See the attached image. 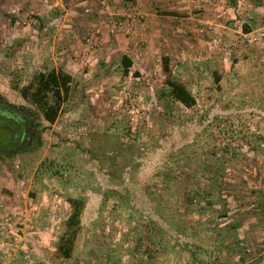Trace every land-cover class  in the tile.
I'll use <instances>...</instances> for the list:
<instances>
[{"label": "rangeland", "instance_id": "374dc122", "mask_svg": "<svg viewBox=\"0 0 264 264\" xmlns=\"http://www.w3.org/2000/svg\"><path fill=\"white\" fill-rule=\"evenodd\" d=\"M133 8L143 10L144 26L118 34L133 45L89 73L76 72L74 99L39 148L0 164V209H21L19 228L26 235L34 226L54 225L59 238L70 210L67 199H84L75 248L95 253L101 246L98 254L115 257V264H246L259 254L251 264H264V56L242 39L241 20L233 28L239 33L228 37L231 45L213 20L203 24L208 30L199 38L148 33L142 6L132 3L122 12ZM79 13L94 23L91 11ZM27 14L24 22L14 16L22 27L28 26ZM208 14L203 10L195 17L206 22L213 17ZM209 31L218 37L205 36ZM107 36L106 28V35L97 37L100 49L104 37L106 45L112 42ZM184 42L188 47L181 49ZM177 43L172 76L198 103L192 109L177 105L166 114L159 97L162 58L177 50ZM21 48L19 38H5L0 30L4 92L27 108L11 87L40 70L35 64L40 52L30 59ZM123 55L133 61L127 77L116 62ZM209 243L212 249L206 248ZM45 253L52 259L51 251Z\"/></svg>", "mask_w": 264, "mask_h": 264}, {"label": "crops", "instance_id": "0c3cea01", "mask_svg": "<svg viewBox=\"0 0 264 264\" xmlns=\"http://www.w3.org/2000/svg\"><path fill=\"white\" fill-rule=\"evenodd\" d=\"M219 1L222 4H219ZM132 3L139 4L146 10V32L155 30L156 35L169 38H199L202 36V32L208 30L203 24L207 25L213 20L216 24L218 23L220 31L225 35V43L228 42L232 45L228 37L233 39V33H239V31L234 32L233 30L238 20L243 23L242 32L256 31L261 28L264 21V0H217L218 5L212 0H110V8L114 9L116 13H120ZM86 8L90 9V21L94 23L87 22L88 19L85 20V15L79 13L81 10L84 13ZM47 10H51L50 15L46 13ZM203 10L208 11V16H213L212 18L208 17L210 19L206 22L195 17L196 13ZM100 11L98 0H0V17L4 16L8 19V22L0 20V30L5 38H19V43L22 45L21 50L28 58L31 59L33 54L38 56L40 52L39 58L35 61V64L40 65V71L46 70L43 69V65H48V69H63L74 77V74L79 70L89 69V73L93 68H96L97 64L101 66L100 64H104L108 59L111 61L117 58L124 47L128 44L133 45L131 41L125 45L127 42L123 35L111 36L112 42L110 45H106L104 37L99 43L101 49L98 46L94 52H87L83 36L88 32L89 23L93 24V27L89 28L90 32L94 28L93 31L99 29L101 35H106V26L103 23L105 16ZM25 12L29 13V15L27 14L28 26L22 27L14 16L21 15L20 20L24 22ZM169 12L176 13L178 16L166 15ZM240 15L241 17H239ZM47 19L51 20L48 23L49 26L46 23ZM169 20L179 26L166 25L165 22L167 23ZM159 27L161 28L159 29ZM210 33L213 34L209 31L204 35L210 37L212 36ZM212 37H218V35L213 34ZM41 38L43 42H41ZM127 39H133V36H129ZM50 42H52V46L48 44ZM178 44L175 45L177 50L170 49V53L167 52L166 58L170 63L174 61V58H179L176 52H180V48L188 47L186 42L180 48ZM249 46L251 50H259L260 54L264 56V44ZM137 53H140V50ZM6 211L8 210L0 209V219ZM70 212L71 209L68 210V216ZM54 229V225L52 228L34 226L29 230L30 234L26 235V229L17 231L13 225L7 226L0 223V264H104L103 260H105V264L117 262L115 257H111L109 254L103 259L104 256L98 254L99 249H102L101 246L93 249L95 253L78 252L75 248L72 258L67 260L60 258L54 245L58 240ZM49 232H52V235H48ZM45 235L52 237V240H45ZM205 246L209 249L211 243ZM250 249L255 250L253 246ZM250 249L246 250L247 253L250 252ZM46 250L52 252V259L45 253ZM200 257L198 255L197 262L201 263L203 261L199 260L203 259ZM260 257L261 254L248 258L246 264H251Z\"/></svg>", "mask_w": 264, "mask_h": 264}, {"label": "trees", "instance_id": "16d2710c", "mask_svg": "<svg viewBox=\"0 0 264 264\" xmlns=\"http://www.w3.org/2000/svg\"><path fill=\"white\" fill-rule=\"evenodd\" d=\"M166 15L178 16L172 12L166 13ZM102 66L104 67L105 65ZM117 66L121 69L122 76L127 77L133 66V61L129 56L123 55L117 62ZM170 68L169 59L166 57L162 58L165 80L164 89L160 92L159 97L163 101V108L166 114H170L177 105H181L186 109L196 107L198 103L196 97L185 84L172 76ZM135 76H139V74L135 73ZM215 79L217 83L220 81L217 73H215ZM77 85V80L71 74L63 69L52 68L33 72L22 86L15 82L11 89L27 104V108L38 116L40 129L37 135L42 139L43 134L58 121L67 106L72 103L73 95L77 92ZM33 152L32 149L25 151L26 154ZM67 202L71 212L64 223V231L56 243L57 255L65 260L72 258L75 252L82 228L81 219L85 207L84 199L69 198Z\"/></svg>", "mask_w": 264, "mask_h": 264}, {"label": "flooded vegetation", "instance_id": "af4514ba", "mask_svg": "<svg viewBox=\"0 0 264 264\" xmlns=\"http://www.w3.org/2000/svg\"><path fill=\"white\" fill-rule=\"evenodd\" d=\"M38 116L4 92L0 79V164L23 157L26 150H37L40 139Z\"/></svg>", "mask_w": 264, "mask_h": 264}, {"label": "built area", "instance_id": "2783aa9c", "mask_svg": "<svg viewBox=\"0 0 264 264\" xmlns=\"http://www.w3.org/2000/svg\"><path fill=\"white\" fill-rule=\"evenodd\" d=\"M100 7L105 11V23L108 36H117L121 31L132 32L144 26L145 14L142 9L133 8L125 12L116 13L109 7V0H100ZM85 14H90V9L84 10ZM101 35L99 29H95L84 38L87 52H94L98 47L97 37ZM242 39L247 43L264 44V21L260 29L252 32H244ZM24 212L21 209H10L6 211L1 219V224L11 226L18 231L20 226H24Z\"/></svg>", "mask_w": 264, "mask_h": 264}]
</instances>
